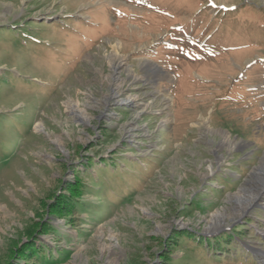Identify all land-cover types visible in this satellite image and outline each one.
I'll return each mask as SVG.
<instances>
[{"label":"rangeland","instance_id":"obj_1","mask_svg":"<svg viewBox=\"0 0 264 264\" xmlns=\"http://www.w3.org/2000/svg\"><path fill=\"white\" fill-rule=\"evenodd\" d=\"M263 168L264 0H0V264H264Z\"/></svg>","mask_w":264,"mask_h":264},{"label":"bare ground","instance_id":"obj_2","mask_svg":"<svg viewBox=\"0 0 264 264\" xmlns=\"http://www.w3.org/2000/svg\"><path fill=\"white\" fill-rule=\"evenodd\" d=\"M112 49H113V54L111 56V61H110V65H111V68L113 70L115 69H118L119 67L123 66L124 65V61L121 59V57H119L117 54H118V49H119V45H112ZM141 64L144 65L146 68L147 67V63L146 61H141ZM149 66V65H148ZM126 70H127V74L131 77V78H134L135 76L131 74V70H130V67L127 66L126 67ZM138 79V78H137ZM141 79L146 82L145 78L144 77H141ZM135 80V79H134ZM133 81V80H132ZM114 96V95H113ZM125 103H132L133 102V98L132 97H129V98H126V100L124 101ZM134 104H137L135 102H133ZM145 109V107L143 106L142 109H140V111L137 113V115H139L140 113H142V111ZM133 128H129V131H131ZM222 135V134H221ZM222 141V146H225L227 148H232V147H235L237 146L238 142H235V141H232L228 136H226L225 134L223 135V139L221 140ZM264 169V168H263ZM261 170V168H260ZM264 172V170H263ZM263 179L261 178L260 180V183L262 184ZM260 194V193H259ZM262 194H264V189L262 190ZM264 197V195H263ZM264 200V199H263ZM219 215V214H218Z\"/></svg>","mask_w":264,"mask_h":264}]
</instances>
